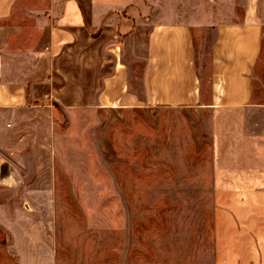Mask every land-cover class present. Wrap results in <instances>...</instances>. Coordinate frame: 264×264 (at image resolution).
I'll return each instance as SVG.
<instances>
[{"label": "crops", "instance_id": "1", "mask_svg": "<svg viewBox=\"0 0 264 264\" xmlns=\"http://www.w3.org/2000/svg\"><path fill=\"white\" fill-rule=\"evenodd\" d=\"M136 1L0 0V127L52 102L69 119L104 112L110 130L132 114L144 131H178L175 112L191 161L205 160L210 216L185 247L165 219L128 217L140 228L127 264H264V2ZM50 242L36 245L51 256L40 264H56Z\"/></svg>", "mask_w": 264, "mask_h": 264}, {"label": "rangeland", "instance_id": "2", "mask_svg": "<svg viewBox=\"0 0 264 264\" xmlns=\"http://www.w3.org/2000/svg\"><path fill=\"white\" fill-rule=\"evenodd\" d=\"M136 2L140 10L150 9L147 0ZM186 2L178 0L179 6ZM211 3L242 7L240 0ZM260 69L262 77L264 56ZM257 82L264 88L263 77ZM39 106L0 127V264L51 261L45 250L36 252L48 237L56 264H127L125 249L132 235L139 239L133 230L140 228L128 223L130 216L135 223L139 217L165 219L168 242L185 247L196 240L197 224L201 228L210 216V175L205 160L191 161L175 112L170 116L178 131L148 132L133 124L132 114L110 130L104 112L69 119L55 102ZM175 259L192 264L198 258Z\"/></svg>", "mask_w": 264, "mask_h": 264}]
</instances>
